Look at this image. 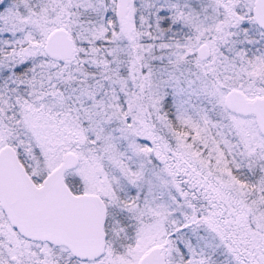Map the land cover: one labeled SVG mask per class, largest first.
I'll return each instance as SVG.
<instances>
[{"label": "snow or ice", "instance_id": "1", "mask_svg": "<svg viewBox=\"0 0 264 264\" xmlns=\"http://www.w3.org/2000/svg\"><path fill=\"white\" fill-rule=\"evenodd\" d=\"M0 264H264V0H0Z\"/></svg>", "mask_w": 264, "mask_h": 264}]
</instances>
